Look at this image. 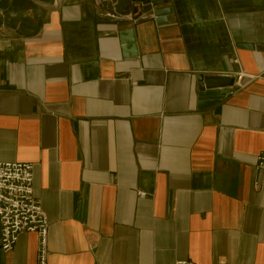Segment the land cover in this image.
I'll list each match as a JSON object with an SVG mask.
<instances>
[{
  "label": "crops",
  "instance_id": "crops-1",
  "mask_svg": "<svg viewBox=\"0 0 264 264\" xmlns=\"http://www.w3.org/2000/svg\"><path fill=\"white\" fill-rule=\"evenodd\" d=\"M61 8L0 0V162L34 165L49 264H264V0H165L162 27L131 0ZM199 74L243 82L200 110Z\"/></svg>",
  "mask_w": 264,
  "mask_h": 264
},
{
  "label": "built area",
  "instance_id": "built-area-1",
  "mask_svg": "<svg viewBox=\"0 0 264 264\" xmlns=\"http://www.w3.org/2000/svg\"><path fill=\"white\" fill-rule=\"evenodd\" d=\"M243 82L239 76L237 84ZM241 86V85H240ZM256 168L264 171V153L256 158ZM34 165L0 162V248L13 251L22 233L37 235L38 264H49V220L34 194ZM177 264H195L191 261Z\"/></svg>",
  "mask_w": 264,
  "mask_h": 264
},
{
  "label": "water",
  "instance_id": "water-1",
  "mask_svg": "<svg viewBox=\"0 0 264 264\" xmlns=\"http://www.w3.org/2000/svg\"><path fill=\"white\" fill-rule=\"evenodd\" d=\"M30 2L38 9H43L49 13H57L61 11L63 0H55L53 6H49L41 3L39 0H24ZM165 0H131V2L138 6L140 12H138L135 19L142 16L151 15L155 20L157 26L162 27L169 23V17L174 14L173 9H161L158 10L159 4ZM121 50L123 51L124 58H137L139 56L136 51V37L134 36V30L124 31L120 33ZM241 48H251L248 45H241ZM129 51V52H128ZM198 80V108L200 110L209 109V107L215 106L223 101L227 96L233 94V91L238 90L240 85L236 83V79L230 76H214V75H202L196 76Z\"/></svg>",
  "mask_w": 264,
  "mask_h": 264
}]
</instances>
